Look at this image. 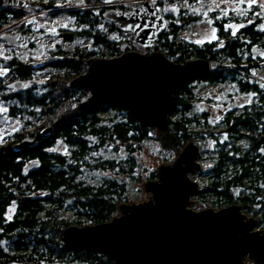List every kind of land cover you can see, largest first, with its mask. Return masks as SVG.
<instances>
[{
    "label": "trees",
    "instance_id": "1",
    "mask_svg": "<svg viewBox=\"0 0 264 264\" xmlns=\"http://www.w3.org/2000/svg\"><path fill=\"white\" fill-rule=\"evenodd\" d=\"M206 1H151L159 13L179 19L180 25L161 32L148 49L102 17L105 7L129 10L132 0L112 5L100 0H33L23 6H0V30L14 25L28 33L60 22L55 36H61L46 47L38 66L30 65L22 52L0 47V68L6 71L0 78V122L4 117L19 122L18 129L0 138V264H125L95 251L68 248L62 231L69 225L110 220L118 205L128 202L129 182L156 178L154 170L142 177L138 169L137 153L148 140L157 145L164 162L190 139L206 141L202 158L207 165L197 172L203 179L192 208L238 203L264 229V84L254 73L264 66V53L257 52L264 51L260 7L242 4L238 13L227 15L209 11L214 39L177 38L181 26L201 19L194 8ZM175 4L177 11L171 9ZM239 23L232 31L230 25ZM122 45L142 53L161 48L175 62L206 58L218 65L177 85L165 128H141L129 110L116 104L81 105L88 91L67 85L86 72L87 59L117 57ZM37 69L49 71L42 85L4 88L9 81L32 79ZM203 83L230 85L237 93L251 94V99L227 108L212 123L209 111L195 104V87ZM25 139L35 144L21 146ZM59 143L66 146L64 151ZM33 160L40 165L25 170ZM98 171L113 174L96 179L93 172Z\"/></svg>",
    "mask_w": 264,
    "mask_h": 264
},
{
    "label": "water",
    "instance_id": "2",
    "mask_svg": "<svg viewBox=\"0 0 264 264\" xmlns=\"http://www.w3.org/2000/svg\"><path fill=\"white\" fill-rule=\"evenodd\" d=\"M100 1L112 5L122 0ZM25 3L0 0V6ZM102 17L129 31L145 49L152 47L161 32L180 25L179 19L159 13L151 1H140L129 10L108 7ZM40 36L41 33H0V39L8 45L22 49ZM120 49L122 53L117 57L87 59L86 72L67 85L88 91L80 100L81 105L116 104L129 110L141 128H165L177 85L192 76L206 75L218 65L206 58L175 62L161 48L151 53L128 45ZM39 83L36 79H17L5 88L26 90ZM34 144V139L20 143L25 147ZM198 155V143L190 139L172 161L159 165L156 178L144 183V190L150 193L147 199L119 204V213L110 220L65 227L63 243L68 248L95 251L125 264H244L246 257L264 264V229H256L257 218L243 213L238 203L219 209L191 208V198L200 192L199 183L190 177V173L200 169ZM39 165L37 160L30 161L25 170Z\"/></svg>",
    "mask_w": 264,
    "mask_h": 264
},
{
    "label": "rangeland",
    "instance_id": "3",
    "mask_svg": "<svg viewBox=\"0 0 264 264\" xmlns=\"http://www.w3.org/2000/svg\"><path fill=\"white\" fill-rule=\"evenodd\" d=\"M33 1V0H29ZM143 1H153V0H140ZM140 1H134L132 3H139ZM245 4L246 7L252 4H256L260 7V16L262 18V26H264V0H208L203 5V3L198 4L194 9L197 12H200L202 17L198 21L188 22L181 26L177 32V38H185L191 41L201 42L204 40L214 39L216 37V30L214 28L213 22L210 18H208V12L217 10L219 15H227L230 11L233 13H238L239 9H241V5ZM33 4H30L31 6ZM174 11H177L176 4L171 7ZM184 14H187L186 12ZM42 13L39 14L41 17ZM246 15V14H245ZM47 20L44 21V23ZM48 23V22H47ZM60 23V22H58ZM241 24H231L230 27L232 31H235ZM14 26V25H13ZM11 26L9 31H13L14 28ZM46 28H50L48 24H44ZM53 26H57V22L53 24ZM46 43L45 40L39 41L37 47L31 51L22 52V56L27 60V62L32 66H38V63L44 60L45 53L42 49V45ZM139 51V50H138ZM257 52L259 54H263L264 51L262 49H258ZM38 71L39 79H46L49 71ZM255 75L260 79V81L264 84V66L259 69L254 70ZM196 90V98L195 102L197 109H206L209 111L211 122L217 121L222 113L227 109L234 105H241L251 99V94L248 93H237L235 89L226 84L220 83H203L197 87ZM19 122L17 120H11L7 117H4L3 121L0 122V138L4 135L13 132L18 129ZM199 146V155L198 161L200 162V169L198 171H202L207 165V161L202 158L204 157V151L206 149V145L208 144L206 141L196 140ZM61 151L66 149V146L63 143H59L57 146ZM157 145L148 140L144 143L142 149L137 153L139 158L140 166L139 171L141 172V176L144 177L146 173L150 170H154L155 173L161 163H163L162 154L160 153ZM180 152V151H179ZM177 156V155H176ZM175 156V157H176ZM175 157H172V161ZM198 171L190 173V177L193 180H196L199 183V187L201 189V179H203L202 174H197ZM96 179H100L103 175L110 176L113 173L111 171H98L93 172ZM125 181L128 182L127 177H123ZM148 179H144L142 182H129L128 185L130 187L128 195V202L124 203H133L139 202L147 199L150 195L149 192L144 190V183ZM194 202L196 197L193 196L191 198ZM121 204V203H120ZM191 204V208H192ZM208 208V207H205ZM13 211V206H10L8 211ZM119 213V209H118ZM249 216V215H248ZM256 229H262L261 227L256 226ZM13 264V263H10ZM42 264H84V263H59V262H51V263H42ZM244 264H256L252 259L246 257L244 259Z\"/></svg>",
    "mask_w": 264,
    "mask_h": 264
},
{
    "label": "flooded vegetation",
    "instance_id": "4",
    "mask_svg": "<svg viewBox=\"0 0 264 264\" xmlns=\"http://www.w3.org/2000/svg\"><path fill=\"white\" fill-rule=\"evenodd\" d=\"M26 1V3H28V1L29 0H25ZM123 2H125V1H127V0H122ZM133 1V0H132ZM74 2V1H73ZM25 3V4H26ZM24 4V5H25ZM115 4V3H114ZM134 4H137V3H134ZM133 4V5H134ZM5 6V5H4ZM132 6V5H131ZM106 8H108V7H105L104 8V10L106 9ZM131 8V7H130ZM103 10V11H104ZM59 23L57 22V25H58ZM49 27L50 28H46L45 30H36V31H34V32H28V33H23V32H21V31H19V30H17V29H14L13 31H9V30H7V29H2V30H0V33L1 32H3V31H7V32H20V33H22V34H31V35H34V34H42V36H40L39 38H36V39H34L32 42H30V44H29V46H28V48H26V49H22V48H19V47H15V46H10V45H8L4 40H2V39H0V47H2V46H4V47H8V48H11V49H14V50H16L17 52H26V51H31V50H33V49H35L36 47H37V43L39 42V41H43V40H45L46 41V43H44L43 45H42V49H43V51L44 50H46V47H48V46H53V45H55L57 42H58V40H60L59 38L61 37L60 35H58V36H55V26H53V25H49ZM4 43V44H3ZM45 59V58H44ZM39 65V64H38ZM40 71H43L42 69L40 70ZM5 69L4 68H0V78L1 77H4L5 76ZM37 73H38V71H36ZM32 79H36V80H39L40 81V83L39 84H34V85H32V86H39V85H42L43 83H44V80L45 79H39V74H34V76L33 77H31ZM9 82H11V81H9ZM9 82H7V83H9ZM6 83V84H7ZM6 84H3V86H4V88H5V85ZM5 89H7V88H5ZM9 90H15V89H9ZM1 110H3V108H1Z\"/></svg>",
    "mask_w": 264,
    "mask_h": 264
}]
</instances>
